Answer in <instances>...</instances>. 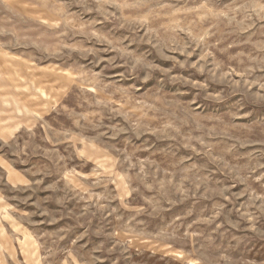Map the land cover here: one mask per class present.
Instances as JSON below:
<instances>
[{"label":"rangeland","instance_id":"374dc122","mask_svg":"<svg viewBox=\"0 0 264 264\" xmlns=\"http://www.w3.org/2000/svg\"><path fill=\"white\" fill-rule=\"evenodd\" d=\"M0 264H264V0H0Z\"/></svg>","mask_w":264,"mask_h":264}]
</instances>
